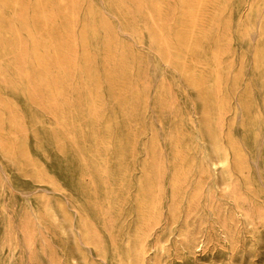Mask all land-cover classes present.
Returning <instances> with one entry per match:
<instances>
[{
	"label": "rangeland",
	"instance_id": "1",
	"mask_svg": "<svg viewBox=\"0 0 264 264\" xmlns=\"http://www.w3.org/2000/svg\"><path fill=\"white\" fill-rule=\"evenodd\" d=\"M0 264H264V0H0Z\"/></svg>",
	"mask_w": 264,
	"mask_h": 264
},
{
	"label": "bare ground",
	"instance_id": "2",
	"mask_svg": "<svg viewBox=\"0 0 264 264\" xmlns=\"http://www.w3.org/2000/svg\"><path fill=\"white\" fill-rule=\"evenodd\" d=\"M229 162H230V156H229V154H227L223 159H221L219 162L215 163V166H216V168L225 167L229 164Z\"/></svg>",
	"mask_w": 264,
	"mask_h": 264
}]
</instances>
